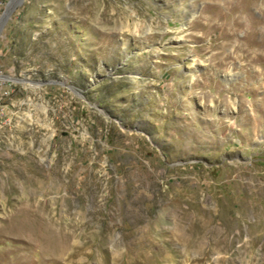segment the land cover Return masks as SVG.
<instances>
[{
	"label": "rangeland",
	"instance_id": "374dc122",
	"mask_svg": "<svg viewBox=\"0 0 264 264\" xmlns=\"http://www.w3.org/2000/svg\"><path fill=\"white\" fill-rule=\"evenodd\" d=\"M0 76V264H264V0H23Z\"/></svg>",
	"mask_w": 264,
	"mask_h": 264
},
{
	"label": "water",
	"instance_id": "95a60500",
	"mask_svg": "<svg viewBox=\"0 0 264 264\" xmlns=\"http://www.w3.org/2000/svg\"><path fill=\"white\" fill-rule=\"evenodd\" d=\"M23 0H9L6 4V8L3 14L0 17V32L2 31L3 27L13 14V12L22 4Z\"/></svg>",
	"mask_w": 264,
	"mask_h": 264
},
{
	"label": "built area",
	"instance_id": "2783aa9c",
	"mask_svg": "<svg viewBox=\"0 0 264 264\" xmlns=\"http://www.w3.org/2000/svg\"><path fill=\"white\" fill-rule=\"evenodd\" d=\"M11 80H13V79L9 78V77H5V76H0V95L3 94L4 91H7V88L2 87V85L4 83H8L9 84V82L14 83V81H11Z\"/></svg>",
	"mask_w": 264,
	"mask_h": 264
},
{
	"label": "bare ground",
	"instance_id": "6f19581e",
	"mask_svg": "<svg viewBox=\"0 0 264 264\" xmlns=\"http://www.w3.org/2000/svg\"><path fill=\"white\" fill-rule=\"evenodd\" d=\"M232 1H233V0H232ZM228 2H229V1H228ZM253 2H254V1H253ZM229 3H230V2H229ZM226 4H227V3H226ZM226 4H225V5H226ZM230 4H231V3H230ZM237 4H238V2H237ZM232 5H233V3H232ZM260 6H261V5H260ZM240 11H241V10H240ZM240 11H239V12H240ZM246 29H247V28H246Z\"/></svg>",
	"mask_w": 264,
	"mask_h": 264
}]
</instances>
